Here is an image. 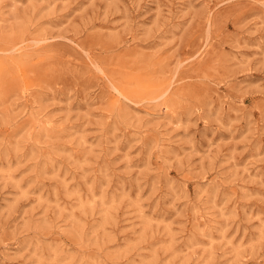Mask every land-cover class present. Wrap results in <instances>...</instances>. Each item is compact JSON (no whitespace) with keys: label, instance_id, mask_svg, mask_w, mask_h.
Returning a JSON list of instances; mask_svg holds the SVG:
<instances>
[{"label":"rangeland","instance_id":"obj_1","mask_svg":"<svg viewBox=\"0 0 264 264\" xmlns=\"http://www.w3.org/2000/svg\"><path fill=\"white\" fill-rule=\"evenodd\" d=\"M0 264H264V0H0Z\"/></svg>","mask_w":264,"mask_h":264},{"label":"bare ground","instance_id":"obj_2","mask_svg":"<svg viewBox=\"0 0 264 264\" xmlns=\"http://www.w3.org/2000/svg\"><path fill=\"white\" fill-rule=\"evenodd\" d=\"M118 95H119V96L121 95V96H123V97L125 96L124 98L128 97V96H127V95H128V93H126V92H125V91H123V90L121 91V94H118ZM127 100H128V99H127ZM114 101H115V99H114ZM49 122H50V121H49ZM46 124H47V126H48V121H47V123H46ZM38 125H39V124H38Z\"/></svg>","mask_w":264,"mask_h":264}]
</instances>
